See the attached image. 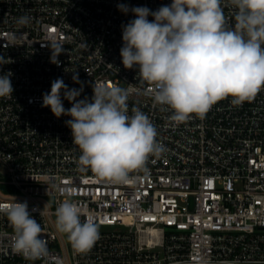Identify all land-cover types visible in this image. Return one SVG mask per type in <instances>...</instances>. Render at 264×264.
Listing matches in <instances>:
<instances>
[{
    "label": "built area",
    "instance_id": "built-area-1",
    "mask_svg": "<svg viewBox=\"0 0 264 264\" xmlns=\"http://www.w3.org/2000/svg\"><path fill=\"white\" fill-rule=\"evenodd\" d=\"M171 2L0 0V55L7 59L0 74L11 72L14 88L0 97V204L15 197L29 211L37 208L32 215L48 248L35 261L14 253V230L0 214V264H264V88L241 105L228 97L203 118L176 123L138 68L122 64V25L135 17L117 5L155 11ZM222 6L234 27V9ZM25 15L30 22L17 23ZM51 51L60 52L59 65L50 62ZM77 73L80 83L72 79ZM57 78L83 88L77 99H91L96 83L126 89L129 115L137 107L150 118L164 153L127 183L82 171L65 123L71 117L41 106ZM63 105L72 106L66 99ZM65 200L77 203L82 221L99 225L87 252H76L56 229L55 209Z\"/></svg>",
    "mask_w": 264,
    "mask_h": 264
},
{
    "label": "clouds",
    "instance_id": "clouds-1",
    "mask_svg": "<svg viewBox=\"0 0 264 264\" xmlns=\"http://www.w3.org/2000/svg\"><path fill=\"white\" fill-rule=\"evenodd\" d=\"M225 2L235 11L234 27L226 22ZM117 7L135 17L122 25V64L126 69L138 68L141 82L151 85L154 102L172 110L171 121L184 122L191 114L203 118L228 97L241 105L264 88V0H172L155 11L124 3ZM29 22L27 15L17 20L21 25ZM59 55L52 52L50 62L59 65ZM5 64L7 59L0 55V67ZM11 76V72L0 74V97L13 94ZM72 79L80 83L78 73ZM92 88L91 99H77L83 88L69 89L57 78L50 92L42 95L41 106L57 118L71 117L65 123L81 152L82 171L90 169L109 183H127L130 173L147 172L150 157L159 158L165 147L144 112L133 107L129 115L126 89L102 82ZM62 94L72 104L68 109ZM13 201L0 204V214L14 230L12 251L29 261L47 256L43 228L32 215L38 209L29 211L27 201L17 202L15 197ZM81 215L71 200L55 209L57 231L78 253L91 250L100 238L99 225L91 217L82 221Z\"/></svg>",
    "mask_w": 264,
    "mask_h": 264
},
{
    "label": "rangeland",
    "instance_id": "rangeland-1",
    "mask_svg": "<svg viewBox=\"0 0 264 264\" xmlns=\"http://www.w3.org/2000/svg\"><path fill=\"white\" fill-rule=\"evenodd\" d=\"M0 190H1V191H4L1 187H0Z\"/></svg>",
    "mask_w": 264,
    "mask_h": 264
}]
</instances>
